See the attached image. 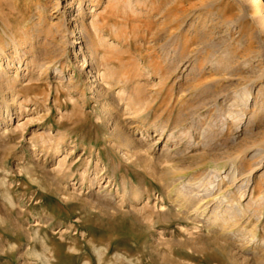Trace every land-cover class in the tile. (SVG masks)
I'll return each instance as SVG.
<instances>
[{
    "label": "rangeland",
    "instance_id": "1",
    "mask_svg": "<svg viewBox=\"0 0 264 264\" xmlns=\"http://www.w3.org/2000/svg\"><path fill=\"white\" fill-rule=\"evenodd\" d=\"M253 1L0 0V264H264Z\"/></svg>",
    "mask_w": 264,
    "mask_h": 264
},
{
    "label": "bare ground",
    "instance_id": "2",
    "mask_svg": "<svg viewBox=\"0 0 264 264\" xmlns=\"http://www.w3.org/2000/svg\"><path fill=\"white\" fill-rule=\"evenodd\" d=\"M249 13L251 17L254 18L255 25L264 26V2H262V0H254L251 8L249 9ZM74 36L75 34L71 35V37ZM86 67L89 68V65L87 63H85V67H83V70ZM86 82H92V80L88 78Z\"/></svg>",
    "mask_w": 264,
    "mask_h": 264
}]
</instances>
